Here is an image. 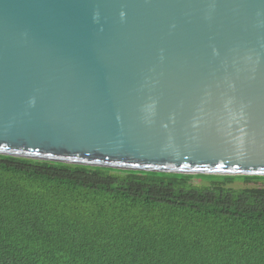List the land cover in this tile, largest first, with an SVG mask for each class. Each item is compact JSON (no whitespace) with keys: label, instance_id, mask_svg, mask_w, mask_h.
<instances>
[{"label":"water","instance_id":"1","mask_svg":"<svg viewBox=\"0 0 264 264\" xmlns=\"http://www.w3.org/2000/svg\"><path fill=\"white\" fill-rule=\"evenodd\" d=\"M0 154L264 175V0H0Z\"/></svg>","mask_w":264,"mask_h":264},{"label":"trees","instance_id":"2","mask_svg":"<svg viewBox=\"0 0 264 264\" xmlns=\"http://www.w3.org/2000/svg\"><path fill=\"white\" fill-rule=\"evenodd\" d=\"M263 178L0 154V264H264Z\"/></svg>","mask_w":264,"mask_h":264},{"label":"rangeland","instance_id":"3","mask_svg":"<svg viewBox=\"0 0 264 264\" xmlns=\"http://www.w3.org/2000/svg\"><path fill=\"white\" fill-rule=\"evenodd\" d=\"M197 184H206V183H202V182H194ZM226 186H230V187H234V188H245L244 186H234V185H226Z\"/></svg>","mask_w":264,"mask_h":264}]
</instances>
